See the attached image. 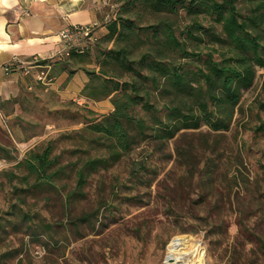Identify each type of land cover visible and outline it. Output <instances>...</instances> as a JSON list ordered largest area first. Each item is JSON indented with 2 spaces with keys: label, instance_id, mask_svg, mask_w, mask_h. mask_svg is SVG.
I'll return each mask as SVG.
<instances>
[{
  "label": "rangeland",
  "instance_id": "obj_1",
  "mask_svg": "<svg viewBox=\"0 0 264 264\" xmlns=\"http://www.w3.org/2000/svg\"><path fill=\"white\" fill-rule=\"evenodd\" d=\"M123 1L110 6L106 27ZM190 5L185 0L172 18L179 38L200 54L183 58L184 68L197 70L225 48L209 33H221V24ZM237 6L243 15L248 10L244 0ZM192 20L207 29L197 32L201 42L188 38ZM107 33L85 43L84 60L68 58L71 50L52 58V76L98 69V53L113 47ZM24 77L27 83L0 95V264H167L174 236L199 243L205 264H264V68L256 67L252 85L243 89L228 130L202 124L164 145L140 140L119 160L91 171L82 189L78 169L107 154L84 128L113 111L111 98L80 93L68 99L51 83ZM134 113L150 123L149 113L139 107ZM48 147L53 164L41 174L30 163Z\"/></svg>",
  "mask_w": 264,
  "mask_h": 264
},
{
  "label": "trees",
  "instance_id": "obj_2",
  "mask_svg": "<svg viewBox=\"0 0 264 264\" xmlns=\"http://www.w3.org/2000/svg\"><path fill=\"white\" fill-rule=\"evenodd\" d=\"M190 2L191 12L203 7L221 24V33H209L211 42L225 48L220 59L210 56L205 67L197 70L184 68L183 58L200 54L189 49L197 47L179 38L172 18L185 0H124L117 17L107 23V39L113 40V47L98 53V69L84 68L90 79L81 91L87 99L110 97L114 105L109 115L90 120L84 128L95 133L92 141L104 144L107 154L87 159L78 169L80 189L91 171L119 160L140 140L152 137L164 145L178 132L202 124L215 132L229 129L243 89L252 85L256 67L264 68V0H244L248 4L244 15L238 0ZM144 14L148 16L141 20ZM200 30L207 32L202 23L192 20L186 29L188 38L201 42ZM88 53L71 50L68 58L84 60ZM161 100L164 115L158 106ZM137 107L151 115L150 123L134 113ZM176 152L183 155L186 151L177 147ZM49 154L48 147L30 168L46 173L53 164ZM62 170L59 167L53 173Z\"/></svg>",
  "mask_w": 264,
  "mask_h": 264
},
{
  "label": "crops",
  "instance_id": "obj_3",
  "mask_svg": "<svg viewBox=\"0 0 264 264\" xmlns=\"http://www.w3.org/2000/svg\"><path fill=\"white\" fill-rule=\"evenodd\" d=\"M118 0H0V95L27 83L19 73H6L14 56L53 58L62 49L59 33L70 24L98 21L97 35L107 33L110 6ZM111 10V9H110ZM63 53H68L67 51ZM56 59H59L58 56ZM89 78L83 69L63 70L50 84L64 98L80 95Z\"/></svg>",
  "mask_w": 264,
  "mask_h": 264
},
{
  "label": "built area",
  "instance_id": "obj_4",
  "mask_svg": "<svg viewBox=\"0 0 264 264\" xmlns=\"http://www.w3.org/2000/svg\"><path fill=\"white\" fill-rule=\"evenodd\" d=\"M100 26L98 21L66 26L59 33L62 49L58 51L56 56H60L63 52H68L69 50L84 52L86 49L85 43L88 44L97 40V29ZM52 58L53 56L43 57L41 55L24 58L14 56L4 64V71L6 73L17 72L23 76H31L42 84H49L54 79L51 74V64L49 62L43 63L42 61L52 60Z\"/></svg>",
  "mask_w": 264,
  "mask_h": 264
},
{
  "label": "bare ground",
  "instance_id": "obj_5",
  "mask_svg": "<svg viewBox=\"0 0 264 264\" xmlns=\"http://www.w3.org/2000/svg\"><path fill=\"white\" fill-rule=\"evenodd\" d=\"M200 244L186 236H174L168 245L167 264H205Z\"/></svg>",
  "mask_w": 264,
  "mask_h": 264
}]
</instances>
